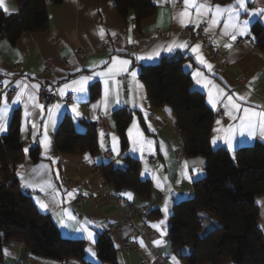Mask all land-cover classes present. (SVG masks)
Returning a JSON list of instances; mask_svg holds the SVG:
<instances>
[{"label": "crops", "instance_id": "1", "mask_svg": "<svg viewBox=\"0 0 264 264\" xmlns=\"http://www.w3.org/2000/svg\"><path fill=\"white\" fill-rule=\"evenodd\" d=\"M152 2L156 6L154 16L138 26L133 12L127 18L118 14L115 0H63L58 5L48 0L49 28L46 31L27 33L16 45L6 38L0 40V108H6L0 120L4 125L0 135L7 133L13 114L18 110L20 140L25 154L15 167L16 178L23 191L32 193L38 210L52 218L64 238L85 242L84 260L90 264H110L101 261L96 247L97 239L103 232L109 234L117 250V264H174L173 258L175 264H186L173 252L169 236L170 218L178 203L194 197V183L206 175V159L185 155L183 138L171 109H156L150 102L139 77L142 66L155 64L164 56L177 53L188 55L190 60L185 62L184 68L191 74L192 88L204 94L207 106L215 114L212 148H225L234 154L239 148L250 147L257 142L264 144V126L257 123L251 136L244 128L245 134L241 135L239 119L244 115L245 108L249 109V113L264 111V56L256 49L252 34L255 22L264 25V12L260 11L264 10V0H247V11L240 10L239 21L242 23L247 19L248 30L243 35L237 32L234 41L223 34L225 20L220 18L218 26H213L210 31L205 32L204 29L202 35L185 36L182 34L185 29H198L201 25L207 28L212 15L197 17L195 10L191 9V22L185 17L187 26H182L174 17L184 10V0ZM205 3L214 9L216 5H232L235 0L226 3L205 0ZM5 6L9 8L8 15H17L20 11L18 0H5ZM158 33L164 36L160 37ZM173 41L187 46L169 52L167 45ZM225 44L231 47H225ZM196 45L199 48L193 51ZM159 49H163L159 55H152ZM138 56L144 58L138 60ZM113 58L128 60L127 71L123 70L124 65L113 64ZM105 61L107 63H103ZM46 63L53 66L52 72L45 73ZM206 65H211V69ZM110 67L112 73L108 76L99 75L107 73ZM133 71L135 77L130 75ZM84 76L91 77L85 91H74L79 86L72 82ZM242 77L244 80L240 82ZM32 85L39 87L33 88ZM65 85L70 87L65 88ZM42 86L60 97L69 98L70 104L60 106L41 99L39 91ZM10 91L14 92L11 99L8 97ZM18 96L20 99L17 102ZM210 97L215 107L209 102ZM228 97H232V103L239 105V111L232 108ZM241 97L243 99H239ZM225 104H228L227 108ZM120 110H129L134 114L127 130L128 148L125 152L122 151L114 117L115 112ZM26 111L29 113L27 117ZM66 116H70L80 130L81 123L95 124L99 117L106 118L110 130L108 133L98 131V154H63L57 149L55 137ZM217 121L220 123L217 124ZM230 128L231 149L224 143ZM35 146L40 150L38 162H34L29 155ZM126 155L140 160L141 178L150 179L153 188L149 199L141 198L133 191L121 193L138 208L136 230L125 223L124 208L106 195L103 190L106 182L102 174L95 170V167L107 163L125 166ZM151 158L155 162H151ZM0 179L2 182L1 175ZM67 180L75 181V189L66 186ZM158 181L162 187L157 186ZM69 193L72 195L69 196ZM78 193L87 196L81 211L75 209ZM38 201L46 204L47 208H42ZM166 201L167 214L164 212ZM256 203L260 211L258 224L264 233V195L257 196ZM153 225H159V229ZM214 225L211 220L209 228ZM88 232L93 234L92 240L88 238ZM155 241L161 243L157 245ZM124 242L135 243L136 248L124 250ZM3 253V264H62L57 260L33 256L18 239H11Z\"/></svg>", "mask_w": 264, "mask_h": 264}, {"label": "trees", "instance_id": "2", "mask_svg": "<svg viewBox=\"0 0 264 264\" xmlns=\"http://www.w3.org/2000/svg\"><path fill=\"white\" fill-rule=\"evenodd\" d=\"M116 11L123 18L133 12L137 25L154 16L152 0H115ZM226 3L229 0H214ZM61 4L63 0H50ZM20 11L8 15L0 9V40L13 45L27 33L49 28L48 0H18ZM252 34L257 48L264 52V25L255 22ZM188 55L177 53L162 57L157 63L141 67L150 102L156 109L169 107L184 142L186 156H203L206 175L194 183L195 195L178 203L170 218L169 236L173 252L186 264H264V233L259 227L256 197L264 195V144L239 148L231 154L225 148L213 149L211 134L214 112L205 96L192 88V78L184 68ZM122 151L128 148L127 130L134 114L115 112ZM20 112L13 114L9 129L0 135V264L4 247L11 239L20 240L36 257L64 261L84 260L85 242L64 238L49 215L41 213L32 197L21 188L15 167L24 157L20 140ZM80 129L66 116L55 137L63 154L99 153L95 124L81 123ZM34 162L41 158L38 146L31 148ZM125 166L113 163L98 167L113 192L133 191L149 199L153 188L150 179L141 178L140 160L126 155ZM211 220L214 227L209 228ZM96 247L103 263L117 264V250L107 232L99 235Z\"/></svg>", "mask_w": 264, "mask_h": 264}, {"label": "snow or ice", "instance_id": "3", "mask_svg": "<svg viewBox=\"0 0 264 264\" xmlns=\"http://www.w3.org/2000/svg\"><path fill=\"white\" fill-rule=\"evenodd\" d=\"M246 3H247V0H235V3L232 5H229V6L216 5L215 8L213 9V6L205 3V0H184V10L176 13L174 18L178 19L179 23L182 26H187L184 18L187 17L188 22H191V16L193 14L191 9L195 10V15L197 17H200L204 14H211L212 18L210 19V21L208 23V27L205 28V32L210 31L213 26H218V24H219L218 18L224 19L225 22L223 24V29H224L223 34L226 36H230L231 40L234 41L236 39V33L237 32L240 35H243L248 30L249 21L247 19L244 20L242 23L239 21L240 10L247 11ZM0 8H2L5 13L9 12V8L5 6V0H0ZM260 11L264 12V10H260ZM255 14L256 13H252V15H255ZM229 29H232V31L230 32ZM103 34H104L103 29H101L100 30L101 37H103ZM113 35H115V33H113ZM186 46H187L186 44H179L176 41H173L172 43L167 45V51L171 52V51H173L174 48H183ZM225 47L230 48L231 45L225 44ZM197 48H199V45H196L193 48V51H195ZM160 50H163V49H159V50L155 51L152 55H159ZM143 58L144 57H140V56L137 57L138 60L143 59ZM149 58H151V56ZM103 63H107V62L105 61ZM112 63L113 64L119 63L121 65H124L125 67L123 70L127 71L126 66L130 62L128 60H118L117 58H113ZM206 66L209 69H211V67H212L211 65H206ZM110 73H112L111 67L108 69L107 73H99V75L108 76ZM130 75L132 77H135L136 73L133 71L130 73ZM196 75H199V73H197ZM89 79H91V77L84 76V77H81L80 80L73 81L72 82L73 85L79 86L78 88H74L73 90L78 91L80 93H83L85 91V86L87 85ZM5 83H7V81ZM105 83H107V80L105 81ZM197 83H200V81L197 80ZM208 83L210 84L211 82L209 81ZM17 86L19 87V85H17ZM25 87H28V86L25 85ZM31 87L38 89L39 86L38 85H32ZM64 87L68 88L70 86L65 85ZM60 91H61V94L63 95V89H61ZM106 95H107V91H106ZM29 98L33 99L32 96H29ZM16 99L18 102L20 99V96H18ZM239 99H243V98L241 97ZM4 102L6 105L7 104V97L6 96L4 97ZM209 102L213 104V107L216 106L215 102L211 99V97H210ZM228 102H229V104H231L232 108H235L237 111H239V105L232 103V97H228ZM37 106L41 107V108L43 107V106H39V105H37ZM56 107H59V106L57 105ZM225 107L227 108L228 104H225ZM73 111L74 112L76 111L75 105L73 106ZM166 111H170V110L166 109ZM5 112H6V108H0V120L3 119ZM49 112L51 113V109H49ZM243 113H244V115L239 117V119L241 120V126H240L241 127V133H240L241 135L245 134L243 131L244 128H247L249 130L248 135L251 136L252 135V129L256 127L257 123H260L262 126H264V111L249 113V109L245 108V109H243ZM28 115H29V113L26 111L25 116L27 117ZM257 118H259L258 121H257ZM219 123H220V121H217V124H219ZM33 126L35 127V125H33ZM3 130H4V125H3V123H0V131H3ZM228 132H229V136H227L224 139V143L228 145L229 149H231L232 148V141H231V135L230 134L232 132V129L231 128L228 129ZM113 140H115V137H113ZM147 143H151V141H147ZM215 143H216V140L214 139L213 144H215ZM161 147H163V146H161ZM133 151H135V149H133ZM86 159H87V157H86ZM185 168H187V164H185ZM194 171H198V170L194 169ZM189 179H190V177H189ZM26 186H30V185L26 184ZM157 186L162 187V185L159 183V181H158ZM68 195L71 196L72 194L69 193ZM128 196H129V198H131L130 193L128 194ZM38 203H40V206L42 208H45V209L47 208V205L44 204L42 201H38ZM258 203H260V202L258 201ZM164 212L166 214L168 212L167 201L165 203ZM72 218L75 219V217H72ZM161 223H163V221H161ZM153 227H156L157 229H159V225H153ZM81 230H83V229H81ZM161 235H163V232H161ZM88 238L90 240L93 239V234L91 232H88ZM155 243L157 245H159L161 243V241H155ZM141 246H143L142 241H141ZM93 255H94V253H93ZM173 260H174V264H175V258H173Z\"/></svg>", "mask_w": 264, "mask_h": 264}, {"label": "built area", "instance_id": "4", "mask_svg": "<svg viewBox=\"0 0 264 264\" xmlns=\"http://www.w3.org/2000/svg\"><path fill=\"white\" fill-rule=\"evenodd\" d=\"M205 29V25H201L198 29H185L182 34L185 36H195V35H202V32ZM158 35L160 37L164 36L163 33H158ZM254 45L256 46V43L254 41ZM261 52V51H260ZM262 56H264V52H261ZM81 57L84 56V54H82L81 52ZM45 73H50L53 70V66L50 63H46L45 67H44ZM243 77L240 79V82H243ZM14 96V92L10 91L8 92V97L11 99ZM39 96L41 99H46L49 102H53L56 103L60 106H68L70 104V99L69 98H63L60 97L56 92H51L49 91L46 87L42 86L40 88L39 91ZM95 126L96 128L104 133H108L109 132V126L108 123L106 121L105 117H99L96 122H95ZM151 162H155L154 158L150 159ZM95 170L97 173H100L98 171V168L95 167ZM66 186L69 189H75L76 187V183L73 180H67L66 181ZM103 190L106 193V195L108 197H110L112 199V201L119 206H122L125 210V215H126V220L125 223L132 229V230H136V216H137V212H138V208L132 203L130 202L128 199H126L124 196H122L121 194H116L115 192L112 191V189L110 188V186L108 184H104L103 186ZM27 195L31 196V192L29 191H24ZM87 202V196L84 193H78L77 197L75 199V209L77 211H81L84 206L86 205ZM136 248V244L135 243H131V242H124L123 244V249L126 251H130L132 249ZM17 264H28L26 262H19ZM62 264H74L71 260H64L62 261ZM139 264H147L145 262H141Z\"/></svg>", "mask_w": 264, "mask_h": 264}, {"label": "rangeland", "instance_id": "5", "mask_svg": "<svg viewBox=\"0 0 264 264\" xmlns=\"http://www.w3.org/2000/svg\"><path fill=\"white\" fill-rule=\"evenodd\" d=\"M0 183H1V179H0Z\"/></svg>", "mask_w": 264, "mask_h": 264}]
</instances>
